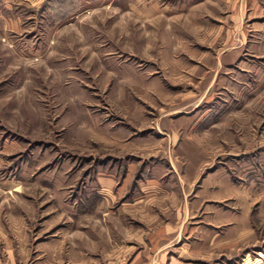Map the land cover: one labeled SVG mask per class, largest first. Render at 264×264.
<instances>
[{"label": "rangeland", "instance_id": "1", "mask_svg": "<svg viewBox=\"0 0 264 264\" xmlns=\"http://www.w3.org/2000/svg\"><path fill=\"white\" fill-rule=\"evenodd\" d=\"M0 264H264V0H0Z\"/></svg>", "mask_w": 264, "mask_h": 264}]
</instances>
